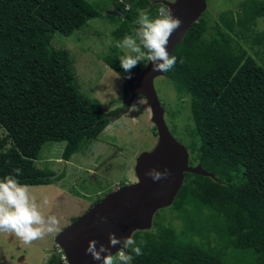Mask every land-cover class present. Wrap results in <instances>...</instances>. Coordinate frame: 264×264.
<instances>
[{
	"label": "trees",
	"instance_id": "16d2710c",
	"mask_svg": "<svg viewBox=\"0 0 264 264\" xmlns=\"http://www.w3.org/2000/svg\"><path fill=\"white\" fill-rule=\"evenodd\" d=\"M152 2L125 0L115 5L124 17L109 16L121 22L112 33L118 44L150 19L139 39L150 58L168 22L167 7ZM100 16L87 0H0V188L60 180L65 173L48 181L53 173L35 165L44 146L64 144L68 162L110 124L100 102L81 92L70 53L51 44L56 33L70 37ZM262 16L264 0H245L241 11L220 15L210 37L200 19L172 53L165 77L191 99L190 165L216 179L186 174L165 209L180 231L157 213L113 264H264V61L243 45L264 52V32L254 29ZM102 59L122 77L142 70L117 45Z\"/></svg>",
	"mask_w": 264,
	"mask_h": 264
},
{
	"label": "rangeland",
	"instance_id": "374dc122",
	"mask_svg": "<svg viewBox=\"0 0 264 264\" xmlns=\"http://www.w3.org/2000/svg\"><path fill=\"white\" fill-rule=\"evenodd\" d=\"M87 1L98 8L101 16L88 21L84 28L70 37L56 33L51 44L55 49H65L70 53L81 92L99 101L107 117L124 109L129 96L127 98L124 87L127 76L114 72L102 57L117 45L144 69L150 57L141 50L139 39L150 19L143 18L136 29V37H128L123 44H118L112 33L121 22L109 16L115 5L125 0ZM243 1L208 0V8L201 18L205 21L207 37L220 25V15L229 10L241 11ZM128 8L129 4H126ZM254 29L264 32V16L257 18ZM243 45L259 63L264 61L262 50L256 55L257 48H252L251 42ZM155 87L165 109L169 130L187 146L190 137L185 131L193 125L190 97L179 96L174 84L165 76L155 80ZM3 136L0 131V139ZM157 140L151 112L146 101L138 98L130 111L110 122L97 140L73 154L65 163V174L60 180L38 186H2L0 264H52V259L54 264L59 263L63 253L55 244L56 235L110 192L136 182V160L142 152L150 151ZM63 149L64 144L45 145L35 165L40 170L58 173L64 162L61 159ZM157 213L166 219V224L171 222L180 231L182 223L174 218L175 214L169 210Z\"/></svg>",
	"mask_w": 264,
	"mask_h": 264
},
{
	"label": "water",
	"instance_id": "95a60500",
	"mask_svg": "<svg viewBox=\"0 0 264 264\" xmlns=\"http://www.w3.org/2000/svg\"><path fill=\"white\" fill-rule=\"evenodd\" d=\"M152 4H162L168 9L166 28L156 43L157 53L149 58L144 69L126 78L127 104L107 119L110 122L120 119L141 98L151 112L157 143L138 156L134 168L136 182L110 192L56 235L55 244L65 258L58 264L109 263L126 249L136 232L153 228L157 212L173 205L186 174L216 179L201 164L190 165V152L169 130L155 87V80L165 76L166 64L174 50L206 12L208 0H158ZM110 15L125 14L115 8ZM65 163L58 173L46 176L45 180L58 179Z\"/></svg>",
	"mask_w": 264,
	"mask_h": 264
},
{
	"label": "built area",
	"instance_id": "2783aa9c",
	"mask_svg": "<svg viewBox=\"0 0 264 264\" xmlns=\"http://www.w3.org/2000/svg\"><path fill=\"white\" fill-rule=\"evenodd\" d=\"M122 254H123V252L120 253V255H122ZM63 260L65 261V258L64 257H63Z\"/></svg>",
	"mask_w": 264,
	"mask_h": 264
},
{
	"label": "clouds",
	"instance_id": "9594fccd",
	"mask_svg": "<svg viewBox=\"0 0 264 264\" xmlns=\"http://www.w3.org/2000/svg\"><path fill=\"white\" fill-rule=\"evenodd\" d=\"M122 252H123V251H122ZM120 253H121V252H120ZM120 253H119V254H120ZM62 261H64L63 258H62Z\"/></svg>",
	"mask_w": 264,
	"mask_h": 264
},
{
	"label": "flooded vegetation",
	"instance_id": "af4514ba",
	"mask_svg": "<svg viewBox=\"0 0 264 264\" xmlns=\"http://www.w3.org/2000/svg\"><path fill=\"white\" fill-rule=\"evenodd\" d=\"M93 206V205H92ZM59 260H62L61 258Z\"/></svg>",
	"mask_w": 264,
	"mask_h": 264
}]
</instances>
